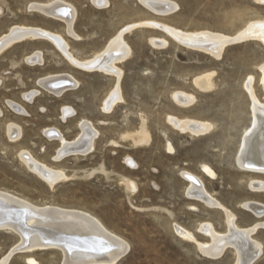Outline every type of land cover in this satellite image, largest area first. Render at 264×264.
<instances>
[{"label": "rangeland", "instance_id": "374dc122", "mask_svg": "<svg viewBox=\"0 0 264 264\" xmlns=\"http://www.w3.org/2000/svg\"><path fill=\"white\" fill-rule=\"evenodd\" d=\"M261 21L264 0H0V37L13 27H33L66 45L65 52L49 39L25 38L0 51L1 192L33 207L90 215L122 244L113 264H237L231 245L215 257L198 247L211 242L204 225L228 233V215L239 229L259 224L250 236L261 249L250 264H264V187L250 186H264V173L236 161L252 102L264 104V40L243 34ZM182 32L228 38L213 47L183 41ZM113 38L123 45L112 68L73 61L109 57ZM200 75L211 86L199 87ZM62 79L69 86L49 87ZM188 122L207 128L196 132ZM61 139L91 147L62 156ZM191 177L212 205L189 192ZM245 203H257L262 214ZM27 244L0 228V264L65 260L61 247Z\"/></svg>", "mask_w": 264, "mask_h": 264}, {"label": "bare ground", "instance_id": "6f19581e", "mask_svg": "<svg viewBox=\"0 0 264 264\" xmlns=\"http://www.w3.org/2000/svg\"><path fill=\"white\" fill-rule=\"evenodd\" d=\"M142 2H145V1H142ZM148 4H149V2H148ZM152 6H154L156 8L163 7L162 4L153 3V2H152ZM37 7H35V8H37ZM38 8L41 9V11L43 10L44 12H47V13H53L52 10H55L54 8L52 9L51 7H45V6H40ZM60 9L62 10V8H60ZM159 12H161V11H159ZM71 13H72V11H71ZM64 16L66 17V15H64ZM64 16L61 15V17H64ZM71 17H72V15H71ZM57 19H60V18H57ZM62 21H64V20H62ZM68 22L70 23L71 21H68ZM67 28H69V27H67ZM168 29H170V28H168ZM243 31H244V29H243ZM245 32L246 33H243V32L242 33L246 34V35L256 36V38L258 37V38H261L264 40V22L261 21V22H256L254 24H251L245 30ZM174 33H176V32L174 31ZM172 34H173V32H172ZM180 36H182L181 38H183V41L185 40V41H188V42L193 43V44H198V43L199 44H204V43L209 44V43H212L211 46H213V47H214L215 43H217L219 41L226 42L227 38H228V37L225 38L224 36L219 37L217 34L216 35L207 34L205 32L204 33L196 32V33H190V34L189 33L183 34V32H182V34H180ZM235 37L236 36L234 35L233 38H235ZM238 37H239V35H238ZM25 38H46V39H49V40H51V42H55L56 44L59 45V47L63 48L62 49L63 51L65 50L64 46H66L65 44L62 43V41L59 39V37L57 35H54L51 32H48L44 29L17 26V27H13L11 30H9V32L7 34L5 33L0 37V51H2L5 47L9 46L10 44H12L16 41L25 39ZM114 38H113V41L110 43V46L108 48L109 52H107V54L110 53L108 55L109 57H107L105 54L104 57H106V58H103L101 56L103 58V59L101 58L102 60H99L100 58H98L92 62H90V60L88 62H86V61L85 62H79V61H76V59H74V60L72 59V60L75 62L76 65H79L80 67L82 66V67L88 68L90 66H96V67L102 68V70H103V68H106L108 66L110 68H112L113 67L112 60L118 58L119 55H116V54L118 53L119 49H122L121 46L123 45L121 43V39H115L114 40ZM107 47H108V44H107ZM198 47H200V46H198ZM213 47H212V49H213ZM217 48H216V50H217ZM58 49H60V48H58ZM218 49H220V48H218ZM65 52H66V50H65ZM124 52L126 53V51H124ZM110 55L112 57H110ZM97 56H98V54H97ZM65 57H67V56H65ZM69 60H71V59H69ZM96 67H94L93 69H95ZM263 68H261V69L263 71V82H264V69ZM116 71H114V73ZM51 76H53V75H51ZM65 77H66V75H65ZM59 80H61V78ZM62 81H63V79H62ZM194 81L201 88H208L209 86H211L208 75H200L197 78H195ZM45 82H47V80ZM68 84H69V82H68ZM116 90H118V88ZM253 97L254 96H252V98ZM254 99H255V97H254ZM111 103L113 104V102H111ZM111 103H110V105H111ZM108 107H109V105H108ZM171 118L173 119V117H171ZM84 123H85V121H84ZM176 125L182 127L184 125V123L177 122ZM83 126H85V125H83ZM188 126H189V122H188ZM189 128H191L193 131L197 132V131L206 129L207 127L205 125H203L202 123L201 124L200 123H194L193 125L189 126ZM13 129H15V128H13ZM13 129H11V130L13 131ZM87 129H89L88 126H87ZM184 130H185V128H184ZM84 131H85V128H84ZM89 131H90V129H89ZM193 131H191V132H193ZM82 134H83V132H82ZM15 137H16V135H15ZM87 137H89V136H87ZM133 138L135 141H138L142 138V136L137 135V136H134ZM85 139H88V138H85ZM85 139H83V140L85 141ZM13 140H14V138H13ZM62 140L63 139H61L60 142ZM63 141H62V148H61L60 153H59L62 156L68 152H74V153H80V154L86 153V151H88L91 147L90 144H87V145L85 143L80 144L78 140L75 142H71V143H67L66 141L65 142H63ZM81 146H83V147H81ZM60 147H61V145H60ZM169 149H172V147L169 146ZM21 154H20V156H21ZM24 154H26V153H24ZM31 161H32V159H31ZM236 161H237L238 166L243 168V169H251V170L259 172V173H264V104L259 103L257 100H254L252 102V121H251V124L249 125V127L247 129H245L244 133L242 134L240 144H239V149H238L237 156H236ZM34 163H36V161ZM40 165L43 166L44 164L43 165L40 164ZM40 165L37 168H40ZM32 166H34L33 163L31 165V168H32ZM45 167H46V165H45ZM34 169H36V168H34ZM205 169L209 174L212 173L211 170H209L207 168H205ZM43 170H44V168H43ZM51 170H52V168H51ZM40 171L42 174L41 176H44L46 179H48L50 181L54 179L53 173H50L47 171H42V170H40ZM37 173H40V172L37 171ZM58 173H59V171H58ZM60 173L63 174V172H60ZM59 177L57 176V178L63 179L65 176L62 177L59 175ZM188 178H190V177H188ZM192 178L193 177H191V179ZM55 179H56V177H55ZM54 181H56V180H54ZM189 181H190V179H189ZM51 183H53V181ZM198 184L199 183H197L194 179H192L190 191L189 190L188 191L192 195L203 198V200H205L206 202H208L209 204L212 205L213 200L211 199V197L208 198V196L203 195L204 193L201 194L203 192V190L199 187L200 184L199 185ZM49 185H50V183H49ZM250 186L255 190L256 189L258 190V189L264 187L263 185L261 186V183L258 181L251 183ZM7 193L8 192L2 193L0 190V228L6 229V230H12L15 233H18L19 235L23 236L24 240L28 243L27 245H29L28 248L32 249L35 247L52 246V245H56V247L58 246V248L61 247V249L65 253V255H63V256H65V258L63 257L65 259L63 264H113L121 256V254L124 252L121 242L118 241L114 237L115 234L112 235L111 234L112 232L109 233V232L105 231L103 229L102 225L99 224L98 221L96 219H94L93 217H91L90 215L79 212V211L63 210V209H59L56 207L55 208L54 207H48V208L45 207V209L33 207L34 205L31 206V203L28 204V202L22 201V199L21 200L16 199V198L12 197L14 195L10 196ZM206 194H207V192H206ZM244 206L254 210V212L257 215L262 214L263 209H260V206L257 203L256 204L245 203ZM261 208H263V207L261 206ZM227 219L229 222V223H227L229 225V231L227 234H224V235L223 234L221 235V234L214 232L212 227L210 226V224L204 225L202 227L203 232L207 233L210 236L211 242L207 243V244H199L198 243V247H199L200 251L207 256L215 257V256H218L222 252L223 248L226 245L227 246L231 245L234 247V249L238 255L237 264H250L258 256L260 249H261L260 244L256 240L252 239V237L250 236L251 232H253L259 224L254 226L251 229L243 230V229H239L237 226H235L233 224L230 215H228ZM28 223H30V224H28ZM262 225L264 226V223ZM180 231L181 230L179 229V232ZM21 241H23V240H21ZM21 241L19 243H21ZM17 247H19V246H17ZM24 248H26V247H24ZM24 248H22V249H24ZM25 250H27V249H25ZM7 258H8V256H7ZM25 259L29 264H35L36 263L35 259H33L31 257H27Z\"/></svg>", "mask_w": 264, "mask_h": 264}, {"label": "water", "instance_id": "95a60500", "mask_svg": "<svg viewBox=\"0 0 264 264\" xmlns=\"http://www.w3.org/2000/svg\"><path fill=\"white\" fill-rule=\"evenodd\" d=\"M55 84H50L49 87H52V88H58V87H66V86H69L68 82L67 81H61V84L59 85H55ZM59 237V236H58ZM62 237V236H61Z\"/></svg>", "mask_w": 264, "mask_h": 264}]
</instances>
